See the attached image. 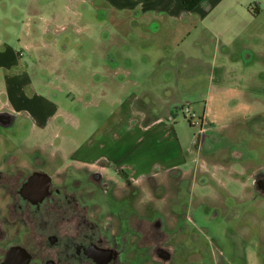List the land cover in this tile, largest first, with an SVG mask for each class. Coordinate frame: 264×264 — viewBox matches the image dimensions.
Instances as JSON below:
<instances>
[{
	"label": "rangeland",
	"instance_id": "obj_1",
	"mask_svg": "<svg viewBox=\"0 0 264 264\" xmlns=\"http://www.w3.org/2000/svg\"><path fill=\"white\" fill-rule=\"evenodd\" d=\"M74 1L77 0H32L33 12L38 14L39 20L52 21L48 23L50 30L58 32L56 34L63 42L66 36L69 39L67 47L64 48L66 50H58L62 51L61 63L56 68L49 63L47 56L51 59L50 55L42 51L34 55L26 52L22 46L17 48L21 61L35 57L33 64L26 70L32 85L25 92L54 99L59 110L49 125L41 130L42 133L23 113H15L8 120L0 117V174L7 170L20 174L23 170L21 167L24 166L28 172L36 170L40 168V163L36 160L45 155L49 162L40 169H48L51 173L58 171L51 176L54 181L60 182L63 177L69 185L72 178L85 179L84 169H77L72 164L75 162L72 159L73 150L79 147L74 152L77 154L91 146L93 139L99 138L103 129L114 120L117 102H110L109 97L113 99L116 95L117 99L120 95L125 96L139 90L134 85L127 84L109 91V87L103 83L105 81H96L97 73L94 74V70L88 69L91 44L86 34L89 29L85 25L86 29L80 28L75 33L70 26L58 23L72 17L73 10L76 9ZM233 1L244 2L245 7L250 10L260 9V15L248 22L246 28L255 33L247 41L255 50L251 62L256 63V77L261 80L250 89V103L258 108L256 113L242 111L244 113H236L228 119L217 114L218 117L208 119L213 120L209 122L210 125L227 120L229 128L223 130L228 132L232 129L237 132L230 142L226 139L219 142V135L222 138L225 135L219 132L201 134L203 127L210 128V131L217 128L207 126L208 122H203V117L196 111L192 120L185 117L180 108L189 107L191 103H182L175 109L172 125L179 140H186V144L191 146L187 151L189 154H186L188 164L195 154L197 142H200L196 160L180 167V170H184V175L176 172L180 170H175L171 176L161 174L165 179L161 178L162 182L154 184L150 196L147 191L149 189H141L143 184H127L110 166V177L114 182L111 186L110 180L106 181V193H101V188H94L96 192L93 191L91 201L83 195L85 203L91 206L95 203L100 211H104V219H101L106 226L110 225L114 235L119 232L116 226L125 225L120 223V215L132 222L130 226L137 220L144 223L141 226L145 227L143 233L136 234L130 230L126 233L133 248L134 244L140 245L137 241L141 238L144 239L143 246L151 242L154 230L146 226L147 223L154 222L159 234L165 235L168 260L161 261L162 263L156 261L155 256L151 257L152 251L145 246L142 259H128L132 264H225L223 261L228 256L237 259L238 254L242 259L245 255L249 257L246 264H254L253 256L258 257V264H264V66L258 63L264 61V56L258 54L259 51H264V35L260 36L264 32V0ZM93 9L88 3L84 9L80 8L83 13L82 24L94 18ZM239 24L243 26L245 22L240 21ZM2 26L5 24L1 21L0 32H5ZM13 36L10 33L6 37L10 43L15 40ZM53 57L57 58L58 55L54 54ZM208 82L207 77L202 76L191 93L194 95L202 92L204 96ZM1 84L2 82L0 90H3ZM5 101V93L0 92V105ZM227 102V107L224 106L223 109L231 110L237 105L235 101ZM214 108L219 113V103L214 104ZM39 138L40 142L37 140ZM36 143L42 146L38 151ZM186 144L182 146L186 147ZM163 152L161 149L160 153ZM85 190H88L87 186H81L80 191H77L82 196ZM0 200V206L6 205V197ZM121 206H125V210L121 209L119 212ZM254 251L258 255H253ZM161 252L165 253L164 247H161ZM133 255L131 252L130 259ZM235 264L243 263L238 261Z\"/></svg>",
	"mask_w": 264,
	"mask_h": 264
},
{
	"label": "crops",
	"instance_id": "obj_2",
	"mask_svg": "<svg viewBox=\"0 0 264 264\" xmlns=\"http://www.w3.org/2000/svg\"><path fill=\"white\" fill-rule=\"evenodd\" d=\"M74 3L76 9L72 17L58 23L70 26L75 33L80 28L86 29L85 25L89 29L86 34L91 44L88 69L97 73L96 81H105L109 91L127 84L139 88L117 99L116 95L113 99L109 97L110 102H117L114 120L99 138L93 139L91 146L77 154L74 152L79 147L73 150L75 162L71 161L72 164L77 169L83 168L86 175L99 174L103 181L110 180L112 186L111 166L122 181L129 185L143 184L141 189H149L151 196L154 184L165 179L161 174L171 176L188 164L186 154L191 146L186 140H179L172 125L178 105L190 102L191 109L203 117V122H208L207 126L217 128L210 131L203 127L201 134L219 132L225 135L224 138L219 135V142L223 139L230 142L237 132L223 130L229 128L227 120L210 125L213 120L208 119L218 117L217 114L228 119L236 113H256L258 108L250 103V89L261 80L256 77V63L251 62L255 50L247 41L255 33L246 28L248 22L260 15L259 8L250 10L244 2L233 0H199L190 8L182 0H77ZM87 3L94 8L95 14L93 19L82 24L80 8L84 9ZM33 5L32 0L0 1V24L1 21L5 24L2 26L5 32H0V82L3 87L0 92L6 95V101L0 105V117L8 120L15 113H23L41 132L59 107L54 99L25 92L32 85L26 70L39 51L50 55L51 59L47 56L49 63L58 67L60 54L66 50L69 38L66 36L64 42L61 41L58 32L48 26L52 21L39 20ZM240 21L245 24L240 26ZM10 33L14 35L13 43L6 38ZM15 43L18 44L15 46ZM21 46L33 53L34 58L21 61L17 52ZM54 54L58 57L54 58ZM258 54L264 56V51ZM258 63L264 66V61ZM202 76L209 80L205 97L202 92L191 93ZM227 101H235L237 105L231 110L223 109ZM217 103L219 113L214 108ZM37 140L40 142V138ZM198 143L189 164L196 160ZM36 144L38 151L42 146ZM185 144L186 147L182 146ZM48 159L43 155L36 161L44 167ZM46 171L43 173L48 178L58 172ZM176 172L184 175V170ZM121 209L125 210V206H121L119 212ZM125 222L120 216V223ZM253 255L258 254L254 251ZM248 258L245 255L242 259L238 254L237 259L228 256L223 262L246 264ZM253 258V263L258 264V257Z\"/></svg>",
	"mask_w": 264,
	"mask_h": 264
},
{
	"label": "flooded vegetation",
	"instance_id": "obj_3",
	"mask_svg": "<svg viewBox=\"0 0 264 264\" xmlns=\"http://www.w3.org/2000/svg\"><path fill=\"white\" fill-rule=\"evenodd\" d=\"M21 168L20 174L11 170L0 174V198H7L6 205L0 206V264H132L129 260L143 258L145 246L156 261L168 260L165 235L159 234L154 222L146 225L154 230L151 242L143 246L141 238L133 248L126 233H143L142 221L130 226L132 222L126 219L124 226H116L119 232L114 235L110 225L103 223L104 211L95 203H85L84 197L93 199L94 188L107 191L99 174L72 178L68 185L62 176L60 182L48 178L41 167L29 172ZM81 186L88 188L82 196L77 191Z\"/></svg>",
	"mask_w": 264,
	"mask_h": 264
},
{
	"label": "built area",
	"instance_id": "obj_4",
	"mask_svg": "<svg viewBox=\"0 0 264 264\" xmlns=\"http://www.w3.org/2000/svg\"><path fill=\"white\" fill-rule=\"evenodd\" d=\"M181 111H182V113H183V115L185 116V117H188L189 119H193L194 117H195V115H194V112L195 111H193L192 109H191V106H182L181 108ZM191 109V110H190Z\"/></svg>",
	"mask_w": 264,
	"mask_h": 264
},
{
	"label": "trees",
	"instance_id": "obj_5",
	"mask_svg": "<svg viewBox=\"0 0 264 264\" xmlns=\"http://www.w3.org/2000/svg\"><path fill=\"white\" fill-rule=\"evenodd\" d=\"M197 1H199V0H182L183 4L187 8H190L191 6H193Z\"/></svg>",
	"mask_w": 264,
	"mask_h": 264
}]
</instances>
